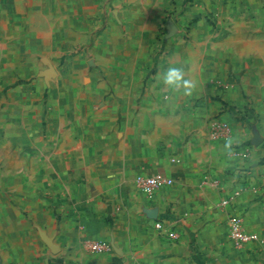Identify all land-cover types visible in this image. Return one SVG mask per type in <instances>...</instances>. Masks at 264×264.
<instances>
[{"label":"rangeland","instance_id":"obj_1","mask_svg":"<svg viewBox=\"0 0 264 264\" xmlns=\"http://www.w3.org/2000/svg\"><path fill=\"white\" fill-rule=\"evenodd\" d=\"M69 1L0 0V262L18 256L1 251L10 238L26 243L30 222L50 218L53 195L126 187L135 161L197 124L199 91L156 88L186 58L195 19L182 24L178 47L166 34L177 27L175 0L148 21L133 16L141 0L105 4L98 30Z\"/></svg>","mask_w":264,"mask_h":264},{"label":"crops","instance_id":"obj_2","mask_svg":"<svg viewBox=\"0 0 264 264\" xmlns=\"http://www.w3.org/2000/svg\"><path fill=\"white\" fill-rule=\"evenodd\" d=\"M175 1L172 20L177 27L166 33H174L169 42H177L183 23L196 20L190 42L182 45L186 58L175 64L191 81L192 91H199L190 112L197 124L181 129L154 157L135 161L126 187L88 191L78 185L53 195L57 205L50 218L30 222L28 242L10 238L1 251L19 250L18 256L0 264H264V0ZM69 2L81 8L78 18L98 30L104 5L109 9L119 0ZM169 4L171 0H141L132 13L148 21L151 12ZM158 83L156 88L164 86ZM164 104L144 103L142 108L150 114ZM216 118L232 124L230 141L211 137ZM155 172L172 176L174 183L149 196L135 179ZM231 216L259 238L246 248L235 247L229 236ZM157 221L178 230L179 239L158 232ZM89 239L109 247L94 251Z\"/></svg>","mask_w":264,"mask_h":264},{"label":"built area","instance_id":"obj_3","mask_svg":"<svg viewBox=\"0 0 264 264\" xmlns=\"http://www.w3.org/2000/svg\"><path fill=\"white\" fill-rule=\"evenodd\" d=\"M211 137L215 140L230 141L233 138V126L232 124L223 118H216L212 122ZM247 156L249 151H242ZM174 183V178L164 172H155L152 174L140 173L135 179L137 188L147 195L152 196L163 186H169ZM238 192H235L232 196L228 197L223 205L228 204ZM229 236L233 241V244L237 248H246L253 243L257 238L258 234L252 233L245 228L243 221L237 216H231L229 219ZM155 228L161 234L169 237L172 240H177L180 237V232L173 228L166 227L163 222L157 221ZM87 245L94 251H105L109 247L108 244L103 240L89 239Z\"/></svg>","mask_w":264,"mask_h":264},{"label":"clouds","instance_id":"obj_4","mask_svg":"<svg viewBox=\"0 0 264 264\" xmlns=\"http://www.w3.org/2000/svg\"><path fill=\"white\" fill-rule=\"evenodd\" d=\"M163 82L165 85L182 89L186 94L192 90V83L185 78V74L182 68L170 66L163 73Z\"/></svg>","mask_w":264,"mask_h":264}]
</instances>
